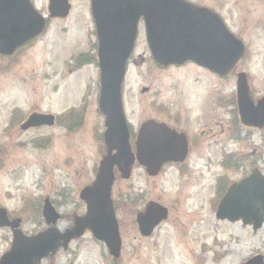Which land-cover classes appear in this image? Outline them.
<instances>
[{"label": "rangeland", "instance_id": "rangeland-1", "mask_svg": "<svg viewBox=\"0 0 264 264\" xmlns=\"http://www.w3.org/2000/svg\"><path fill=\"white\" fill-rule=\"evenodd\" d=\"M30 1L48 15V0ZM67 1L71 10L66 19L50 20L38 40L10 58L8 67H0V208L9 217L21 218L20 228L28 236L45 228L37 210L44 197L57 203L60 232L71 229L74 219L84 216L85 205L79 195L94 181L105 153L90 0ZM220 1L212 0L213 7L221 5ZM225 1L232 9L234 0ZM251 48L250 67L258 70V47ZM81 54L93 62L80 67L75 59ZM207 85L212 92L210 104L205 99ZM147 87L149 92L141 94ZM225 89L192 65L157 67L139 24L123 83L130 126L136 131L148 118L172 125L184 114L180 129L201 145H195L182 166L168 165L154 178L140 167H134L128 180L116 175L111 197L122 240L117 264H244L258 255L264 259V225L254 232L240 222L215 218V202L225 188L227 191L254 168L264 176V130L247 135L240 127L236 134V128L227 123L229 115L225 117L215 103V94ZM204 103L211 111L205 123L201 116L204 109L199 110ZM33 111L56 117L55 125L21 131L17 120L26 119ZM13 112L18 114L11 121ZM222 161L235 168L227 169ZM149 202L165 207L168 217L144 238L136 216ZM10 244L9 230L0 229V259ZM41 264H113V260L105 246L86 232L67 251L60 250Z\"/></svg>", "mask_w": 264, "mask_h": 264}, {"label": "water", "instance_id": "water-1", "mask_svg": "<svg viewBox=\"0 0 264 264\" xmlns=\"http://www.w3.org/2000/svg\"><path fill=\"white\" fill-rule=\"evenodd\" d=\"M70 6L67 0H49L51 17L65 18ZM91 12L98 40V65L100 70L99 112L105 118L104 144L107 155L99 163L95 181L84 188L80 199L86 213L74 220L73 227L59 232V216L48 200L43 216L48 229L34 237H25L18 223L9 224L6 212L0 209V227L12 229L10 250L0 259V264H40L62 248L67 250L71 241L86 231L105 244L109 254L117 259L121 240L111 202L114 167L122 179H128L132 166L137 162L153 177L168 162H182L187 155L184 136L170 131L154 121L145 122L139 129L135 142L136 154L131 152L129 131L121 101V88L137 36L138 22L145 24L146 40L150 54L158 65L181 66L193 62L218 75L229 73L238 63L243 48L234 40L217 16L204 14L181 0H91ZM205 16L211 19L210 31L204 34ZM45 29V19L28 0H0V54L12 55L16 50L33 42ZM239 89V88H238ZM239 108L244 124L250 123L244 112L239 91ZM255 118L264 112L260 101ZM264 122L261 116L260 123ZM51 116H31L22 129L52 125ZM167 217V211L149 203L144 213L137 216L142 236H149L153 229ZM216 218L229 222L241 221L252 226L254 232L264 223V177L258 170L241 182L232 185L220 201ZM245 264H263L262 257H254Z\"/></svg>", "mask_w": 264, "mask_h": 264}, {"label": "flooded vegetation", "instance_id": "flooded-vegetation-1", "mask_svg": "<svg viewBox=\"0 0 264 264\" xmlns=\"http://www.w3.org/2000/svg\"><path fill=\"white\" fill-rule=\"evenodd\" d=\"M187 1L193 8H201L210 12H214L217 14L224 24V26L227 28V30L242 44L244 47V54L242 59L240 60L239 64L236 66V68L231 71L228 75L224 77H219L210 71L201 68L199 66H196L194 64L188 63L184 64L182 67H178L176 69H182L186 65H192V67L196 71H200L203 75H206L208 80L209 78L213 77L217 79L221 84H223L227 89L223 90L220 94L216 93L217 95L215 97V103L217 107L222 108L224 111V116L228 117L229 120L228 124H231L233 130H238L240 120H239V110L237 107V87L238 82L240 81L244 87V90L246 92V95L249 99V101L256 106V102L264 97V0H234L230 7L232 9H229L228 2L225 0H221L219 4L221 5H215L213 7L212 0H208L207 2H202L201 0H185ZM208 16V15H207ZM52 21H60V18H54V19H48V22ZM205 25L211 24V19L205 16ZM47 29V28H46ZM30 45L25 46L18 50L17 52L23 51L27 49ZM258 47V55L256 56L255 62L258 70L251 69L250 63L252 61V48L251 47ZM263 56V57H262ZM10 58L12 57H2L0 56V67L2 65H5V67L9 66ZM209 85V82H208ZM207 85V92H206V102L207 104H210L212 92L211 90H208ZM147 89V88H145ZM229 91V92H226ZM149 92V88L145 92L146 94ZM207 107L206 111L205 108ZM204 109V111L201 112V116H203L202 121L205 123L206 120L209 119V115L211 113L210 107L206 106L205 103L203 107H201L199 110ZM32 113H36V111H33ZM17 112L12 113L11 121L15 119V116L17 115ZM31 114V113H30ZM29 114V115H30ZM56 118V117H55ZM183 118L185 119V115L183 114ZM183 118H179L175 123L172 125L167 120H158L159 123H164L167 126H169L172 130L176 131L179 134H184L187 139L188 144V152L190 153L191 150L195 147V145H201L200 140L197 139H191L190 136L186 133L185 130L180 129L183 125ZM221 118V117H220ZM170 119V118H168ZM27 120L26 119H18L17 125L20 130L21 125ZM151 120L150 118L146 119L145 121ZM223 121V126L227 127L228 124ZM44 127L40 128H34L29 129L32 131L39 130ZM241 129L243 132H245L247 135L252 131V129L245 128L241 126ZM263 132V131H261ZM10 133V131H8ZM134 133H131V137ZM248 138V136H246ZM202 143H205V140L201 141ZM225 150V148H223ZM48 197H44L42 202L38 204V213L40 217L42 218V203L45 201V199ZM50 199V198H49ZM51 201V200H50ZM53 206H57V203L52 202ZM8 216V215H7ZM20 217H9L8 219L12 221L13 219H17ZM21 219V218H20ZM22 222V219H21ZM20 222V226H21ZM45 227V226H44ZM8 230V228H4ZM45 229V228H44ZM43 229V230H44ZM42 230V231H43ZM41 232V231H40ZM113 264H116L113 262Z\"/></svg>", "mask_w": 264, "mask_h": 264}, {"label": "bare ground", "instance_id": "bare-ground-1", "mask_svg": "<svg viewBox=\"0 0 264 264\" xmlns=\"http://www.w3.org/2000/svg\"><path fill=\"white\" fill-rule=\"evenodd\" d=\"M178 261V263L180 262L179 260H177ZM184 261V260H183ZM185 262V261H184ZM185 264H188V262H185Z\"/></svg>", "mask_w": 264, "mask_h": 264}, {"label": "trees", "instance_id": "trees-1", "mask_svg": "<svg viewBox=\"0 0 264 264\" xmlns=\"http://www.w3.org/2000/svg\"><path fill=\"white\" fill-rule=\"evenodd\" d=\"M86 62L90 63L91 61H90V59H89V60H88V61H86Z\"/></svg>", "mask_w": 264, "mask_h": 264}]
</instances>
